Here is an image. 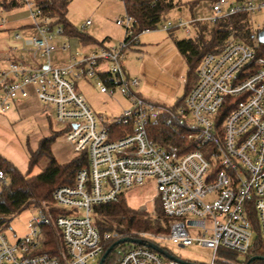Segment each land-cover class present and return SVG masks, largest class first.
I'll return each mask as SVG.
<instances>
[{
	"label": "built area",
	"instance_id": "obj_1",
	"mask_svg": "<svg viewBox=\"0 0 264 264\" xmlns=\"http://www.w3.org/2000/svg\"><path fill=\"white\" fill-rule=\"evenodd\" d=\"M25 4L32 8L34 32L14 37L33 60L43 59L45 65L9 58L0 68V113L33 91L43 112L51 113L57 131L63 132L72 158L84 154L86 164L75 171L70 184L52 190L50 205L36 208L28 236L10 241L0 232V264L98 263L104 242L124 234L101 233L94 224V207L115 202L126 190L147 182L155 185L167 231H132L128 237L209 248L213 256L207 264H215L219 247L245 254L253 229L264 240V54H259L264 20L258 29L253 21L256 12L264 11V0L211 2L207 24L244 13L247 35L232 32L219 50L201 57L195 84L166 119L171 130L183 128L191 146L184 151L148 135L166 108L143 98L136 91L138 78L123 67L126 50L138 43V36L125 40L132 34L131 15L116 19L125 30L121 43L104 40L79 52L69 41L57 40L63 35L59 24L51 25L53 19L32 0ZM193 20L177 21L187 38L197 33ZM157 24L140 33L157 29ZM172 27L171 21L161 25L166 31ZM55 52L68 53L67 63L57 64L51 58ZM80 81H94L109 97L122 95L127 107L119 115L96 114L77 88ZM0 183H6L2 170ZM44 225H51L58 237L57 255L41 251ZM133 244L115 264H183L145 244Z\"/></svg>",
	"mask_w": 264,
	"mask_h": 264
},
{
	"label": "rangeland",
	"instance_id": "obj_2",
	"mask_svg": "<svg viewBox=\"0 0 264 264\" xmlns=\"http://www.w3.org/2000/svg\"><path fill=\"white\" fill-rule=\"evenodd\" d=\"M212 1L173 0L178 5L158 22L157 29L140 33L139 42L134 43L126 50L124 67L128 75L138 78L139 85L136 91L139 94L150 98L154 97L156 102L164 105L163 107L173 106L183 96L188 80V66L174 41L185 38L186 34L183 27L177 25V21L178 19L189 21L193 18L202 19L201 22L206 23L205 19L211 15L209 7ZM30 9L32 8L24 3L10 10H0V24H2L0 38L7 36L10 31L7 29L10 17L18 16L29 19ZM125 15L122 0H69L66 18L75 29L85 32L97 42L109 39L119 44L124 39L125 30L124 27L116 24V19L124 18ZM263 18L264 11H258L254 14L255 29L262 27ZM1 19H4V23L1 22ZM87 20L91 23L84 27ZM167 21H171L173 27L166 31L161 28V25ZM188 26L192 30L191 24ZM62 37L71 43L72 48L81 51L79 44L74 39L65 34ZM51 58L57 64L67 63L69 54L55 52ZM145 70L150 73L147 74ZM145 74L147 75L145 76ZM90 82L87 84L80 81L77 88L93 112L107 117L119 115L122 108L127 107V101L122 95L117 93L113 97H109L99 92L94 81ZM30 94L34 95L33 91H30ZM36 99L28 98L21 108L15 107L13 109L14 107H12L7 112L0 113V157L11 162L23 174L28 172L30 152H35L39 141L54 132H58V135L50 148L55 160L59 164H63L72 158L70 146L64 139L63 132L57 131L53 116L51 113H44L42 104ZM49 161L50 158L46 155L40 157L32 167L30 174L34 175L40 172ZM6 182H8V178ZM155 195V185L152 182H147L144 185L134 186L126 190L123 193V198L129 207L140 210V207L144 206L145 210L143 211L153 216L156 207ZM36 216L35 207L25 208L12 216L9 225L0 228V232L10 241L25 238L31 232L32 220ZM256 233V230L253 229L252 241L255 239ZM157 244L176 258L200 264L209 263L213 256V250L202 246H178L168 239H162ZM133 245L130 242L116 245L105 264H113L114 260L119 259L124 249ZM222 250L228 249L223 247L217 249L214 253L215 263L217 259L221 258L220 252ZM238 255L240 258L244 256L243 253H238ZM88 264H97V261H90Z\"/></svg>",
	"mask_w": 264,
	"mask_h": 264
},
{
	"label": "trees",
	"instance_id": "obj_3",
	"mask_svg": "<svg viewBox=\"0 0 264 264\" xmlns=\"http://www.w3.org/2000/svg\"><path fill=\"white\" fill-rule=\"evenodd\" d=\"M26 0H0V10H10L25 3ZM46 17L52 18L51 25L59 24L63 34L68 37L77 38L83 45L98 44L92 37L83 31L75 29L67 20V6L69 0H32ZM125 13L133 17L132 34L125 40H131L139 36L142 29L153 27L160 22L168 12L178 4L173 0H122ZM197 33L193 38L175 39L174 44L180 54L184 57L188 66V80L185 85L184 94L171 107L166 108L159 119L149 126L148 135L153 141L163 145L173 144L179 147L180 151L190 149L186 142L183 128L171 130L165 125L171 110H175L182 104L186 93L196 82V68L201 57L207 52H214L221 48L223 41L233 32L235 36L245 38L247 35L246 18L244 13L222 17L214 24L193 20ZM107 40V39H105ZM104 41V40H103ZM261 52L264 54V46ZM58 132L48 137H43L35 152H30L28 161V172L23 174L11 162L0 157V170L6 174L8 182L0 183V228L9 225L12 216L20 213L28 207H42L50 205L52 190L62 184H70L73 181L75 171L86 164L84 154L71 158L68 162L59 164L52 155L50 145L57 137ZM46 155L50 158L49 163L37 174L31 175L32 167L40 157ZM94 224L97 229L105 231H119L124 237L132 231H153L166 232L167 218L163 215L161 204L156 198V207L153 216L143 210H136L129 207L124 201L123 195L115 202L100 204L94 207ZM256 236L252 241L249 250L240 258L233 250H222L221 258L215 264H246L252 256L261 258L249 261L247 264H264V240L256 228ZM41 251L52 255L58 253V237L51 225L41 227ZM117 239H109L104 242L103 253ZM113 249L106 256L103 264L110 258ZM117 261L114 260L115 264Z\"/></svg>",
	"mask_w": 264,
	"mask_h": 264
},
{
	"label": "crops",
	"instance_id": "obj_4",
	"mask_svg": "<svg viewBox=\"0 0 264 264\" xmlns=\"http://www.w3.org/2000/svg\"><path fill=\"white\" fill-rule=\"evenodd\" d=\"M8 22H9V26L7 29H10V31H9L10 33L8 32L7 36L0 38V68H4L7 66L6 63L8 64L9 58L22 60V61L26 62L27 64H29L30 66H39V65L44 66L45 64H44L43 59L33 60L31 58V54L29 52H27L26 50H23L22 42L20 40H16L14 37L15 34L19 33L18 31L24 32L21 35H27L28 36V35L33 34L34 27L32 25L31 17L29 19H25V17L21 18L18 16H14V17H10ZM0 27H2V24H0ZM71 38L74 39L76 41V43H78L80 48H82V49L87 48L89 46V45L81 44L77 38H74V37H71ZM185 38H187V37H185ZM64 40L65 39H63L62 36L59 37V41H64ZM107 40H109V39H107ZM138 42H139V39H138ZM14 48H16V49H14ZM123 67H124V61H123ZM145 72L147 74L150 73V72H147L146 70H145ZM147 74H145V76ZM140 95H141V93H140ZM141 96L143 98H145L146 100L155 103L156 105H159L161 107L164 106V105H160V103L156 102L154 97L150 98V97H146L143 95H141ZM31 97L36 99V97L33 94H30L25 99L15 100L13 102L14 106L12 105V107H14L13 109H15V107L21 108L25 104L26 99L31 98ZM171 106H169V107H171Z\"/></svg>",
	"mask_w": 264,
	"mask_h": 264
},
{
	"label": "water",
	"instance_id": "obj_5",
	"mask_svg": "<svg viewBox=\"0 0 264 264\" xmlns=\"http://www.w3.org/2000/svg\"><path fill=\"white\" fill-rule=\"evenodd\" d=\"M259 39H260L261 41H264V30H262V31L259 32ZM124 242H130V243H135V244H145V245H147V246L153 248L154 250L158 251L159 253H161V254L167 256L168 258L174 259V260H176V261H178V262H180V263H183V264H195V263H193V262H188V261L182 260V259H180V258H176V257H174V256L171 255V254H168V253H167L162 247L158 246V245L155 244V243L144 242V241L141 240V239H138V238H132V237H128V236H127V237L119 238V239H117L113 244H111V245L105 250V252L101 255V257H100V259H99V261H98L97 264H103V262H104L106 256L110 253V251H111L116 245H118V244H120V243H124ZM257 258H261V257L254 255V256H252L251 258H249L248 262H249V261H252V260H254V259H257ZM248 262H247V263H248ZM247 263H246V264H247Z\"/></svg>",
	"mask_w": 264,
	"mask_h": 264
}]
</instances>
